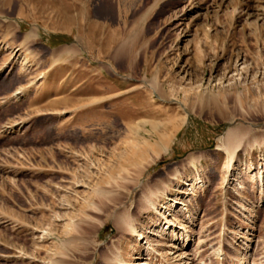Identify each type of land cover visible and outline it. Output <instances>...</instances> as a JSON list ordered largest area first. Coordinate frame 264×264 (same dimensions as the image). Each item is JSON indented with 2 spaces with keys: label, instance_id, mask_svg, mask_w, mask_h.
<instances>
[{
  "label": "rangeland",
  "instance_id": "obj_1",
  "mask_svg": "<svg viewBox=\"0 0 264 264\" xmlns=\"http://www.w3.org/2000/svg\"><path fill=\"white\" fill-rule=\"evenodd\" d=\"M0 264H264V0H0Z\"/></svg>",
  "mask_w": 264,
  "mask_h": 264
},
{
  "label": "bare ground",
  "instance_id": "obj_2",
  "mask_svg": "<svg viewBox=\"0 0 264 264\" xmlns=\"http://www.w3.org/2000/svg\"><path fill=\"white\" fill-rule=\"evenodd\" d=\"M31 35H32V34H31ZM31 35H30V36H28L27 38L29 39V37H31ZM153 129H154V128H153ZM231 136H234V135H231ZM231 136H230V137H231ZM228 146H229V145H228ZM230 151H231V150H230ZM177 205H181V204H180V203H178ZM168 223H170V222H168ZM168 223H167V224H168ZM168 225H169V224H168ZM171 227H172V226H171ZM225 244H226V243H225Z\"/></svg>",
  "mask_w": 264,
  "mask_h": 264
}]
</instances>
